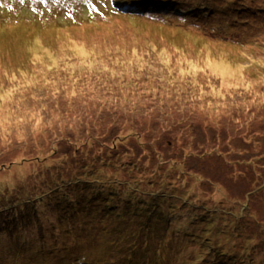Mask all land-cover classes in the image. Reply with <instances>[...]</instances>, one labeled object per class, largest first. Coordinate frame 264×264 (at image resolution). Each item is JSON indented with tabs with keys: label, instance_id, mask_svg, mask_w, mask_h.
<instances>
[{
	"label": "rangeland",
	"instance_id": "374dc122",
	"mask_svg": "<svg viewBox=\"0 0 264 264\" xmlns=\"http://www.w3.org/2000/svg\"><path fill=\"white\" fill-rule=\"evenodd\" d=\"M150 1L0 0V264H220L221 246L237 253L225 264L261 260L264 190L243 204L247 180L264 185L247 165L264 147V0ZM212 145L223 160L200 158ZM72 151L76 169L51 166ZM158 155L204 162L220 191L182 207L197 179L138 169ZM226 162L244 167L229 186ZM25 164L40 174L29 197L6 188ZM164 187L178 196L153 194ZM222 204L216 225L202 221ZM143 214L122 257L108 223Z\"/></svg>",
	"mask_w": 264,
	"mask_h": 264
},
{
	"label": "trees",
	"instance_id": "16d2710c",
	"mask_svg": "<svg viewBox=\"0 0 264 264\" xmlns=\"http://www.w3.org/2000/svg\"><path fill=\"white\" fill-rule=\"evenodd\" d=\"M142 1H145L146 2V0H142ZM114 2H115L116 5H118L120 7L123 6L122 0H114ZM150 3H153L154 6H157L159 8L160 7L161 8L162 7H165V8H171V7H173L176 10V7H177L176 6L177 3H175L172 0H151ZM125 4H128V3H125ZM123 8H126V7L123 6ZM177 8H179V7H177ZM126 9L128 11H130V10L134 11V10H136L135 7L132 8V9L131 8H126ZM26 44H27V42H19V43L16 44V48L24 47ZM18 53H16V54H18ZM164 107L167 108L166 106H164ZM183 127H185V126H183ZM183 127H180V129L183 128ZM253 144L254 143H252L250 145H253ZM209 148L211 149V151H209L208 148H205L203 154L200 156V158H202L203 161H206V160L209 161L212 158H215L217 160H223L222 158L225 156V154L221 151V149L218 146L212 145V146H209ZM263 149H264V147H262L258 143L257 146H256V148H255V151L252 150V151L255 152V156H252L251 155L252 156L250 158L251 161L249 163H247L250 173L259 172V174H260V173H262L264 171V165H262L263 164L262 161H264V150ZM247 154H248V152H247ZM76 158H77V151H74V152L72 151L71 152V155H62L61 157H59V159H56V158L53 159L52 160V163L53 164L51 166L57 167L60 170H66V169H69V168L70 169H73V168L76 169L78 167V164H80V163H78V164L75 163L77 161ZM172 159H175V160H172ZM187 161L188 162H185V161L182 162L181 160L178 161L176 158H168V159H165L164 158V155H162V157H161V155H158L156 157L155 156L152 157V160L150 162H147V163H145L143 160H141L140 161V164L138 165L139 166L138 169L139 168L144 169L145 167L146 168H148V167L151 168V167L154 166L155 168L152 169V170H154V172L157 170V172H160L161 173V175L158 177L160 180H165V182H166V180L171 179L169 184L172 183V179L175 180V181H177L178 179H181L182 180L183 179V177H182L183 176V173H185V172L188 171V174H190L192 178H196L197 179V181H194V186H198L200 189H199V191L198 190L196 191L194 189V192L189 193L191 195V197L187 198V200L184 201V203L182 205V207H184L185 204L187 203V201H191V200L192 201H194V200L200 201L202 199L200 197H203V196H205V197H207V196H209V197L210 196H213V195L216 194V192H219L220 189H221V187H222V185H221L222 183L221 182L214 183L209 178L211 175L208 172V170L206 172H203V170H202L201 173L199 172V170L203 166H205L204 165V162H202V164H200V162L199 161L196 162L195 159H194V161L196 163L195 162H191L190 160H187ZM134 162H138V161L134 160ZM176 162L181 163V164H176ZM74 163H75V167H74ZM205 163H207V162H205ZM197 164H199V165H197ZM181 165H182V169L180 168ZM235 165H236V162H232V163L231 162H226L225 171H228V173L226 174V176H227L226 184L228 186H229V182H230V177L228 175L229 172H231L234 176L236 174L237 176H239V178L241 177L240 179H242L245 176V175L244 176L238 175L239 173H241L240 170H242L244 167H241V169L238 171V170L234 169V166ZM140 166H142V167H140ZM196 167H200V168L199 169H196L194 171V169ZM183 168L184 169H187V171H183ZM75 169L72 170V171L75 172ZM2 173H4V172H2ZM26 173H27V175H24L25 176V179L23 181H21V182H19V181L11 182L6 188L15 189L18 185H27L29 183V181L32 180V178L34 176L32 174L34 172H31V169H28L26 171ZM206 175H208V176H206ZM38 176H40V174ZM145 176H147V175L145 174ZM27 177H30L31 180L28 179ZM231 179L233 181L236 178L234 179L231 176ZM114 180L117 181V183L120 184V182H118V180H116V179H114ZM185 182H186L185 179L183 181H180V180L178 181V183L180 185H183ZM131 183L132 182H128V183H125V184H131ZM173 183H175V182H173ZM37 184L38 183H36V185ZM245 184H246L248 190H247V192L244 195V197H245V199L247 201H246L245 204H243V208H244V210L246 212H249L252 209L253 205H255V203L257 201H260L262 199V196L259 195V194H257V192H258L259 189H261V190L263 189L264 190V185H262L261 187H256L255 185H251V182L248 181V180H247V183H245ZM169 186H171V187H168V188H170V190L177 191V189H178V187L176 186V184L175 185H169ZM185 187H187V186H185ZM168 188H165L164 187L162 190L158 191L157 193H153V194H162V195H168V194L172 195L173 194V195H177L174 192L170 193L168 191L167 192L164 191V189L165 190L166 189L168 190ZM189 188L190 189H193L192 186H190ZM5 189H3L2 191H4ZM19 189H21V191L22 190L28 191L29 195L27 197L30 196V191H29V188L28 187H25V189L24 188H19ZM136 189H138V188H136ZM21 191H18V192H21ZM138 191H140L141 193H144V191L142 192V190H140V189H138ZM9 192L10 193H13L10 190H9ZM161 192H164V193H161ZM15 193H17V192H15ZM228 195H229L228 198H230L232 200H236L237 199L236 197H233L232 194H230V193ZM22 198H19V199H22ZM14 199L16 200L17 198H14ZM250 202H251V204H250ZM202 205H204V204H202ZM225 206H226L225 204H222L220 208L219 207L211 208V207H208V206L205 205L203 207V210H205V212H204V214H202V216L204 218V219L202 218L203 219L202 221H205V223H212L213 225H216V219L219 217V215H221L223 213L222 210H224V207ZM57 209H59V207ZM232 211H233V209L232 210L230 209L229 212L224 211V213L231 215V214H233ZM108 216H110V215L109 214L105 215V219H103V214L101 215L100 220L102 219V220H104V222H101L100 225H103L106 222H108V220H109V217ZM143 216H144V214L142 216H139L135 221H132L129 216H127V217H120V218L115 217V216L111 217L112 219L108 223L110 225V227L112 228L111 229V235L112 234H118L121 237L120 238L121 239L120 245H118V251H119V254H121V256L122 255H125L126 252H127V254H129V253H132L133 251H135L134 248H133V245L138 246V242L136 241V239L139 237L140 228L139 229H134V228H137V225H139V224H144V225L146 224L144 222H141ZM69 218H71V214H69L68 218L65 219L68 223L72 220V219H69ZM76 218H74V219H76ZM230 223H231L232 227H234V229H235L236 228L235 227L236 226L235 225L236 220L235 219H231V222ZM263 231L264 230H262L260 232H263ZM130 234H132V236H133V242H131L130 241V238L128 237ZM178 235H179V233L176 234L177 237H178ZM111 246H114V244H111ZM255 248H257V247H255ZM145 251L148 252L149 249L145 247ZM262 251H264V249L263 250L260 249V252L258 254V258L261 259V260H258V262L260 264H264V254H263L264 252L262 253ZM230 253L232 254L231 256H233L234 254H237V253H234L233 251H230V249L227 250L226 247H222L221 246L220 249H216V252H215L216 255H214V259H217L218 262H220V264H225L226 262L233 261L231 259H226V255H230ZM251 253H252V255L255 254L256 253V250L252 251ZM122 257H119L120 260L122 259ZM243 260H244V258H243ZM239 262L243 263L244 261H239ZM258 262H256V263H258ZM117 263H119V262H117Z\"/></svg>",
	"mask_w": 264,
	"mask_h": 264
},
{
	"label": "bare ground",
	"instance_id": "6f19581e",
	"mask_svg": "<svg viewBox=\"0 0 264 264\" xmlns=\"http://www.w3.org/2000/svg\"><path fill=\"white\" fill-rule=\"evenodd\" d=\"M29 169V164H25L19 168H13L12 170L9 171V175L13 174V173H20V174H26V171ZM17 171V172H15ZM38 176H35L33 178H37ZM28 179H30V177H27ZM16 182V181H15ZM36 185L35 182L32 181H29V183L27 184L28 188H29V191ZM20 188H23V187H20ZM25 189V188H24Z\"/></svg>",
	"mask_w": 264,
	"mask_h": 264
}]
</instances>
